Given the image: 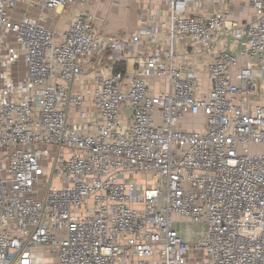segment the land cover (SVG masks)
<instances>
[{"label":"built area","instance_id":"obj_1","mask_svg":"<svg viewBox=\"0 0 264 264\" xmlns=\"http://www.w3.org/2000/svg\"><path fill=\"white\" fill-rule=\"evenodd\" d=\"M97 1L0 0V264H264V0H135L168 7V51L96 75L88 98L90 57L153 32L103 33ZM76 4L61 32L28 16Z\"/></svg>","mask_w":264,"mask_h":264},{"label":"crops","instance_id":"obj_2","mask_svg":"<svg viewBox=\"0 0 264 264\" xmlns=\"http://www.w3.org/2000/svg\"><path fill=\"white\" fill-rule=\"evenodd\" d=\"M243 4V3H242ZM240 5V2H236V7ZM78 4L71 7H67L65 10L57 12H45L41 13L37 8H31L28 12V16L35 20H41V23L56 32H61L67 29L69 24L72 22ZM92 13L96 18V25L100 28L103 33L111 35H120V36H133L141 34L144 30L151 29L153 32L150 35H143L142 41L139 46L133 45L130 43V48L125 52L126 57L123 60L114 63L110 59V54L93 56L90 57L87 64L84 66L85 78L84 82L78 85L83 94L86 97H90L89 92L93 89V78L111 68L121 71L128 70L132 72L134 69V61L141 56L150 55L152 53L160 51L165 53L168 51V23H169V11L168 7L157 1L141 2L135 0H100L91 5ZM114 14L113 17L116 19V24L111 30H106L104 25L109 21L111 14ZM116 14V15H115ZM112 16V15H111ZM111 19V17H110ZM124 22L126 24L125 31L119 30L120 26H117L118 23ZM158 29V33L155 34V29ZM153 38L156 41H153ZM176 48L178 53H191L194 50L193 45L188 42L178 41L176 43ZM104 56V57H101ZM195 63H197V71L199 73V78L204 86L209 88V82L203 69L200 68V58L194 57ZM14 78L16 81L22 80L25 78L26 66L23 61L17 63L14 66ZM154 90L158 91L159 88L166 89L167 82L165 80L154 81ZM198 120H201L200 117H195ZM198 123V121H197Z\"/></svg>","mask_w":264,"mask_h":264},{"label":"rangeland","instance_id":"obj_3","mask_svg":"<svg viewBox=\"0 0 264 264\" xmlns=\"http://www.w3.org/2000/svg\"><path fill=\"white\" fill-rule=\"evenodd\" d=\"M111 15H110L111 19L109 17V21L106 22L107 25L106 24L104 25L106 30H111L110 26H112V28H115V29L117 28V27H114L116 24V19L113 17L114 14L112 13ZM117 26H120L119 30H122V31L126 30V29H124V27H126V24L122 21L120 23H118ZM19 62H21V61H19ZM257 97L264 98L263 91H260L259 94L257 95ZM251 99H252V101H255L257 98L252 97ZM197 121H198V123H197ZM182 126L185 130L193 129V128L200 129V128H203L204 121L202 119L198 120V119L187 117ZM174 226L180 233H182L184 239H186L188 241H195L196 239H198L200 237V233L203 231L202 225L194 224L190 221H185V220H180V219H177L175 221ZM197 258H199L198 255H195L194 261ZM194 264H195V262H194Z\"/></svg>","mask_w":264,"mask_h":264}]
</instances>
